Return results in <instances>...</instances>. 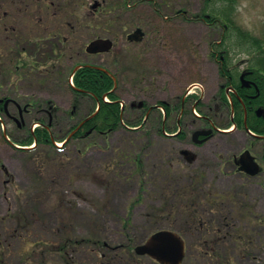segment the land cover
<instances>
[{"label":"rangeland","instance_id":"374dc122","mask_svg":"<svg viewBox=\"0 0 264 264\" xmlns=\"http://www.w3.org/2000/svg\"><path fill=\"white\" fill-rule=\"evenodd\" d=\"M151 1L153 4L138 0H0V25L6 24L10 31L17 29L21 39L29 37V42L20 40L19 50L35 52L33 59L39 62L37 69L29 71L30 66H25L15 72L17 49L10 47V39L16 34H4L0 27V98L8 95L22 105L50 100L57 107L52 132L60 139L96 107L90 95L78 96L70 86L78 64L106 67L116 75L115 92L124 104L123 121L132 125L145 118L133 103L176 105L194 84L200 86L194 89L199 100L208 101L222 83L208 42L217 39L221 30L210 28L203 20L188 19L202 13L207 1ZM178 9L185 12L178 14ZM238 18L242 20V16ZM137 26L143 28L145 37L142 42H130L127 35ZM97 37L113 39V50L87 53V44ZM229 51L236 56L235 48ZM195 98L187 102L189 112L182 116L185 135L161 133L160 114L164 111L156 108L136 129L122 126L109 134L93 131L72 138L58 150L14 147L6 139L2 122L18 139L27 136L29 128L35 129L43 113L34 109L19 127L10 117L17 115V108L9 106V114L0 117V162L11 171L14 182L13 186L4 183L8 177L2 175L0 166V249H25L31 255L38 253L48 264H61L59 255L50 254L46 247L59 243L64 234L67 264H106L109 259L130 264V247L168 228L185 235L188 252L183 264H264V174L248 185L240 176L223 177L220 182L229 191L241 193L237 196L243 205L224 209L232 215L231 222L234 220L226 231L241 234L240 242L234 237L216 239L205 227L201 231L195 228L192 235L185 228V218L194 209L188 191L191 175L207 169L217 173L219 157L224 158L223 168L230 169L229 158L251 140L245 132L233 130L206 146H195L192 132L204 123L201 116L207 111L196 105ZM177 113L167 119L168 133L177 130ZM183 148L197 154V159H181ZM194 178L193 185L200 181ZM216 178L207 186L214 185ZM206 216L214 215L206 211ZM5 217L9 220H1ZM82 239L87 241L81 243ZM206 241L217 256L211 249L206 252ZM143 264L158 263L146 258Z\"/></svg>","mask_w":264,"mask_h":264},{"label":"flooded vegetation","instance_id":"af4514ba","mask_svg":"<svg viewBox=\"0 0 264 264\" xmlns=\"http://www.w3.org/2000/svg\"><path fill=\"white\" fill-rule=\"evenodd\" d=\"M181 11L185 12L183 9H178L177 13L181 14ZM212 15H214V17ZM239 16H242V20H239ZM2 19V16H0V23ZM188 19H191L190 21L192 22L203 20L210 28H220L221 30V34L217 39L208 42L210 47V57L213 60V63L217 65L218 75L222 80L220 87L210 96L211 98H209L208 101L199 100L200 98L196 94H188L176 105L171 106L167 102L162 101L155 106H149L146 101H143V104H140V107L143 106L141 109L147 118L150 110L155 111L157 108L164 111V115L160 114L162 131L168 125L167 119L173 117L175 112H178L176 119L177 130L173 134L174 136H180L182 134L185 135L186 133L181 125H183L182 116L185 117L189 112V110H187V102L196 97L195 99L198 100L196 105L203 106L207 111L206 114L201 116L204 123L192 132V140L195 146H206L218 135H228L233 133V130L243 131L251 138L249 145L243 146L239 154H234L232 155V158H229L228 162L231 164L230 169L223 168L222 162L224 161V158L219 157L218 159L220 163L217 173L212 172L210 169L204 171L197 170L191 175V184L188 186V191L189 189L191 191V204H194L193 211L187 218H185V228H187L189 233L192 235L194 233L192 230L195 228L201 231V228L205 227L207 234L210 233L214 238L224 240L228 237H234L237 243L240 242L242 235L239 233L234 235L226 231L228 226L233 224L234 220L231 222V219L233 218L232 215H228L224 209L227 205L232 206L231 209L234 206H240L242 202L238 199L237 195H240L241 193L239 194L238 191H229L228 187L221 185L220 182L223 177L240 176L244 182H248V185L249 181L255 177L248 173V170L251 169L248 157L245 156L242 159V155L246 150L251 151L255 160L260 165V170L257 176L259 177L264 174V138H259L251 134L247 129V127L250 128L248 122L249 113H251V125L264 124V0H210L207 9L204 8L202 13L193 14ZM3 26L4 27L0 25L4 30V34L10 32H12L13 35L16 34L13 39H10L12 41L10 47H15L17 49L15 52L17 55L15 59V72L19 73L25 68V66H30L29 68L31 69H28L29 71L34 68L37 69L36 64H39V62L33 59L35 52H26V48H21V50H19L20 42L22 40H27L29 42V37L21 39L17 29L15 30V28H12L10 31L9 26L6 24ZM55 35H58L59 39L62 37L59 34ZM229 48L236 49V56H232V52L229 51ZM1 57L3 56L1 55ZM43 68L46 69V67ZM17 78L19 79V76H17ZM80 92L81 91L75 93L78 96L86 97L85 94ZM137 105L138 104L135 103L132 104V106L138 108ZM0 106L3 107L4 112L7 113L9 106L17 108V115H9L15 122H17V124L22 125L23 122H25V115L31 113L34 109L43 113L42 119L38 120L41 124L47 125L53 123L52 116L54 107L50 100L45 101L43 104L30 101L22 105L15 98L5 95L0 98ZM76 108L77 100L73 101L72 110L70 111L71 118H73ZM168 109L170 110V113L168 112ZM241 110L245 114L243 126L240 125L238 116L236 115V113ZM218 114H224V116L219 118ZM84 119L85 118L78 120L75 125L78 127ZM232 122L235 127L230 130H225V126ZM84 124L85 122L82 126H84ZM210 129L213 130L210 135L207 136L201 134L195 137L197 131L202 132ZM256 147H260V149L255 150L257 149ZM197 157V154L190 152L187 148L181 150L180 158L183 160L191 162L195 161ZM1 169L2 175L8 177L5 178L4 183L13 186L14 178L11 171L3 168ZM215 176H217L215 184L207 186V183L211 181L210 179H214ZM194 177L200 179L195 185H193L196 182ZM244 186H246V184H244ZM202 206H205L206 211L210 214L212 213L214 216H211L212 218L208 216L205 217L206 211L202 212ZM182 236L185 239L184 233H182ZM67 243V236L61 234L59 243L55 242L49 244L48 247H46V251H49L50 254L53 252L58 254L60 261L62 262L61 264H67ZM206 244H208L206 252L210 253L211 249L212 254L217 256L215 248L210 246V242L206 241ZM137 246L139 245L132 246L127 251L129 255L127 262L130 261V264H143V259L146 258H149L158 264H168L159 261L149 254L139 253L137 251ZM187 252L188 244L186 241V254ZM77 263L78 261L76 264ZM0 264L48 263L47 259H42L38 253L31 255L29 251L25 249H19L18 251L15 249H0ZM106 264H115V262L109 259Z\"/></svg>","mask_w":264,"mask_h":264},{"label":"trees","instance_id":"16d2710c","mask_svg":"<svg viewBox=\"0 0 264 264\" xmlns=\"http://www.w3.org/2000/svg\"><path fill=\"white\" fill-rule=\"evenodd\" d=\"M146 1V0H138ZM210 0H208L209 3ZM208 7V6H207ZM214 17V15H212ZM74 86L72 88L78 92L79 89H83V93L89 94L91 98L95 101L96 98L100 100L101 106L98 112L87 122L85 128L87 130L93 129L102 134H109L120 129L122 126L134 127L139 126L142 122L138 124H123V109L122 105L118 101V96L115 92L111 90L114 87L113 77L106 73L105 71L98 69L93 66H83L76 71L73 77ZM76 87V88H75ZM79 88V89H78ZM108 95V101L105 100L104 95ZM96 102V101H95ZM170 113V110L168 109ZM4 113V108L0 106V114ZM240 125L243 126L244 112L241 110L237 112ZM249 127L258 134L264 135V124L251 125V113L248 116ZM83 131L77 132L75 137H79ZM66 138H56L52 132V125H40L34 131L29 128L27 130V136L22 138H13L14 142L20 145H28L36 143L38 147L43 146L47 148H52L58 150L60 147L56 145V141H65ZM66 142L64 146H66ZM128 224V222H126ZM12 235H16L13 233ZM86 239H82L81 243L86 242Z\"/></svg>","mask_w":264,"mask_h":264},{"label":"water","instance_id":"95a60500","mask_svg":"<svg viewBox=\"0 0 264 264\" xmlns=\"http://www.w3.org/2000/svg\"><path fill=\"white\" fill-rule=\"evenodd\" d=\"M144 31L141 28L136 29L128 35L131 41H142ZM113 47V41L109 38H98L90 42L87 46L89 53L108 52ZM106 72L110 73L107 69ZM212 130L196 132L195 137L204 134L210 135ZM207 139V138H206ZM203 141V140H201ZM247 156L249 159L251 169L248 170L250 174H256L259 171V165L255 161L253 155L247 150L243 153L242 159ZM139 253H149L159 261L168 264H181L185 255V242L181 236L172 230L164 229L151 236L148 241L137 248Z\"/></svg>","mask_w":264,"mask_h":264}]
</instances>
